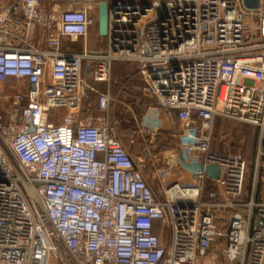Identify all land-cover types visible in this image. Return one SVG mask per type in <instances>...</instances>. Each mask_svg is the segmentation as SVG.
I'll return each mask as SVG.
<instances>
[{"label":"built area","instance_id":"obj_1","mask_svg":"<svg viewBox=\"0 0 264 264\" xmlns=\"http://www.w3.org/2000/svg\"><path fill=\"white\" fill-rule=\"evenodd\" d=\"M115 1L106 49L75 52L62 38L88 36L90 8L54 15L40 44L52 19L43 0H0V82L15 80L0 93V264H201L217 248L231 264H264V186L247 188L243 152L213 148L218 117L256 126L264 181V0ZM117 61L139 63L144 95L176 122L175 150L154 152L158 112L138 125L150 136L142 157L122 142ZM92 82L108 85L96 103ZM179 156L217 164L220 177L185 170ZM151 160L163 161L157 192ZM177 167L190 180L166 182Z\"/></svg>","mask_w":264,"mask_h":264},{"label":"rangeland","instance_id":"obj_2","mask_svg":"<svg viewBox=\"0 0 264 264\" xmlns=\"http://www.w3.org/2000/svg\"><path fill=\"white\" fill-rule=\"evenodd\" d=\"M5 1V0H4ZM67 0H44L46 7L51 15H54L63 11L64 8H60L62 4ZM80 6L90 8L92 13H95L97 18L95 24L92 26L89 32V38L97 41L98 49L105 50L107 47V40L105 37L99 35L98 32V3L101 0H79ZM128 2L142 3L144 0H120ZM149 3L153 0H145ZM58 3L59 5H56ZM57 30V21L51 19L50 28L47 29L48 33H54ZM80 44V42H79ZM140 65L138 62L132 61H117L112 67V83L111 92L114 100L111 106V115L114 119L119 121V133L122 142L129 146L135 153L142 157L144 149L147 148L146 142L150 140L148 137H143L139 133V123L145 113V107L149 105H157L159 101L149 98L143 94V87L145 85L144 79L140 72ZM15 83V80H9L3 87H0V92H7L11 89V85ZM3 89V90H2ZM91 90H89L90 92ZM96 91L100 90L97 89ZM96 91H91L96 92ZM87 93L90 95V93ZM96 94V93H95ZM94 95V94H93ZM96 97V95H95ZM92 98V97H91ZM140 102L141 104H137ZM96 111V112H95ZM95 115H102L99 110H94ZM92 112V113H94ZM68 113L63 110V114ZM91 114V113H90ZM87 118V116L85 115ZM260 129L254 125L244 123L242 121L234 120L226 117H218L215 121V130L213 138V148L216 151L224 153H236L243 152L246 156L249 166L247 175V188H252L257 183L258 188L264 186L262 180V170H259L257 175L258 166V147H259ZM146 139V140H145ZM133 140V141H132ZM156 144L158 149L154 152H167L176 149V142L172 137H156ZM162 160H151L147 163L144 171L148 177L149 184L157 192L161 189L163 183L157 176V168L162 166ZM190 175L186 173L181 167H177L173 170L172 174L166 178V182L173 180L189 181ZM258 177V179H257ZM231 264L229 263L222 253L221 248H217L210 252V254L203 260L201 264Z\"/></svg>","mask_w":264,"mask_h":264},{"label":"crops","instance_id":"obj_3","mask_svg":"<svg viewBox=\"0 0 264 264\" xmlns=\"http://www.w3.org/2000/svg\"><path fill=\"white\" fill-rule=\"evenodd\" d=\"M79 2H80L79 0H67L64 3V5L62 4V6H60V8L61 9L62 8L65 9V8L71 7V6L80 7V3ZM56 5H59V4L56 3ZM48 9L49 8L46 7V5L44 3V0H43L42 11H43L44 18H49V16H50V13H49ZM47 33L48 32H47V30L44 29V27H40V26L38 27L37 32H36V39L39 41L40 44L44 42V38H45ZM79 42H80V44H79ZM62 45L65 48L70 49V50L75 51V52H83L85 49H88L89 51H101L102 50V49H98L97 41L92 40L91 38H89V34H88V36L86 38L80 37V38H77V39H70L68 37H64V38H62ZM9 80H12V79H9ZM8 81L0 82V87H3V85H5ZM13 85L14 84H12L11 86L13 87ZM92 86H93V91H96L97 89H99L100 92H104V91L108 90V85H107L106 82H92ZM12 87H11V89H9V91H13L14 90V89H12ZM0 93H3V92H0ZM95 95H96V97H95ZM98 95H99V91L92 92V93H90V95L88 94V97L86 98V102L96 103V101L98 99ZM149 98H151V97H149ZM137 104H141V103L138 102ZM158 106H159V104L146 106L145 107V113L143 114L141 120L144 118L145 115H150L152 113L158 112V114H160V118L162 119V124L160 126V130H159V132H158L156 137L160 138V137H165L166 136L168 138V137H170L172 135V132L174 130L176 122H174L173 126H172L170 124V121H169V116H170L169 113H168L169 111H166L165 109H162L160 106L157 109L154 108V107H158ZM94 109L96 110L97 108L95 107ZM95 112L91 113L90 116H89L90 117L89 119L92 120V121L95 120L97 117H99V115H95ZM143 137L146 138L148 136H143ZM149 138H150V136H149ZM250 189L252 190L253 187L250 188ZM211 264H215V263L212 262Z\"/></svg>","mask_w":264,"mask_h":264},{"label":"water","instance_id":"obj_4","mask_svg":"<svg viewBox=\"0 0 264 264\" xmlns=\"http://www.w3.org/2000/svg\"><path fill=\"white\" fill-rule=\"evenodd\" d=\"M260 0H245V4L250 8H257L259 6ZM144 6H150L148 1H143ZM119 7V3L114 0V2H110V0H101L98 3V32L102 37H106L109 34V17L110 10ZM159 16H162V8L159 9ZM179 162L181 166L191 172H196L199 170L205 169L207 174L212 178H219L221 169L217 164H209L206 167L202 163H186L180 156Z\"/></svg>","mask_w":264,"mask_h":264},{"label":"flooded vegetation","instance_id":"obj_5","mask_svg":"<svg viewBox=\"0 0 264 264\" xmlns=\"http://www.w3.org/2000/svg\"><path fill=\"white\" fill-rule=\"evenodd\" d=\"M92 28V27H91Z\"/></svg>","mask_w":264,"mask_h":264},{"label":"trees","instance_id":"obj_6","mask_svg":"<svg viewBox=\"0 0 264 264\" xmlns=\"http://www.w3.org/2000/svg\"><path fill=\"white\" fill-rule=\"evenodd\" d=\"M167 138V137H166Z\"/></svg>","mask_w":264,"mask_h":264}]
</instances>
